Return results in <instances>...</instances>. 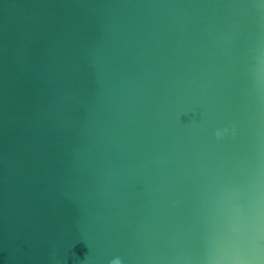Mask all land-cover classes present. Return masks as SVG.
Masks as SVG:
<instances>
[{
    "label": "water",
    "instance_id": "95a60500",
    "mask_svg": "<svg viewBox=\"0 0 264 264\" xmlns=\"http://www.w3.org/2000/svg\"><path fill=\"white\" fill-rule=\"evenodd\" d=\"M115 258L264 264V0H0V264Z\"/></svg>",
    "mask_w": 264,
    "mask_h": 264
},
{
    "label": "clouds",
    "instance_id": "9594fccd",
    "mask_svg": "<svg viewBox=\"0 0 264 264\" xmlns=\"http://www.w3.org/2000/svg\"><path fill=\"white\" fill-rule=\"evenodd\" d=\"M225 131H227V129H225ZM233 133H234V130H233ZM216 135L218 138H220L222 136V132L218 130ZM111 264H122V261L120 258H115L114 260L111 261Z\"/></svg>",
    "mask_w": 264,
    "mask_h": 264
}]
</instances>
